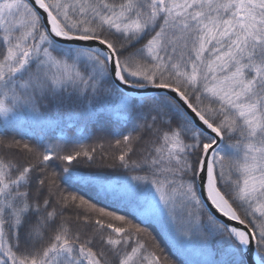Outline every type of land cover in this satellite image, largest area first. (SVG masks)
I'll return each instance as SVG.
<instances>
[{"label": "snow or ice", "instance_id": "1", "mask_svg": "<svg viewBox=\"0 0 264 264\" xmlns=\"http://www.w3.org/2000/svg\"><path fill=\"white\" fill-rule=\"evenodd\" d=\"M0 264H264V0H0Z\"/></svg>", "mask_w": 264, "mask_h": 264}, {"label": "trees", "instance_id": "2", "mask_svg": "<svg viewBox=\"0 0 264 264\" xmlns=\"http://www.w3.org/2000/svg\"><path fill=\"white\" fill-rule=\"evenodd\" d=\"M102 125H104V122L103 121H101L100 123H98L97 125H95V127L97 129H99ZM104 126L105 127H108L107 125H104ZM91 127L92 126H89V128L87 130H85L83 128V126H80V130H79V132L77 134H83L84 136H87L88 132L91 131ZM72 131H76V129H72ZM87 142H92V141H87ZM106 171H108V170H106ZM161 243H163V241H161Z\"/></svg>", "mask_w": 264, "mask_h": 264}]
</instances>
